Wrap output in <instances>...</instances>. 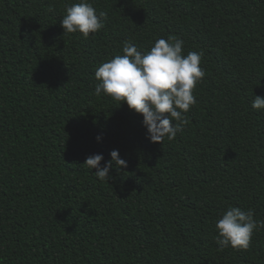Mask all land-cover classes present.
<instances>
[{
  "label": "trees",
  "instance_id": "16d2710c",
  "mask_svg": "<svg viewBox=\"0 0 264 264\" xmlns=\"http://www.w3.org/2000/svg\"><path fill=\"white\" fill-rule=\"evenodd\" d=\"M80 2L0 0V264H264V228L222 251L215 229L229 207L264 220V0H88L104 27L63 34ZM170 35L205 75L153 143L95 71ZM113 150L127 167L99 181L83 164Z\"/></svg>",
  "mask_w": 264,
  "mask_h": 264
},
{
  "label": "clouds",
  "instance_id": "9594fccd",
  "mask_svg": "<svg viewBox=\"0 0 264 264\" xmlns=\"http://www.w3.org/2000/svg\"><path fill=\"white\" fill-rule=\"evenodd\" d=\"M104 16V13L97 15L88 0H81L67 7L60 25L63 34L79 32L87 38L104 27ZM183 45L182 39L170 35L167 40L158 39L150 50L142 53L126 41L123 55L102 63L95 71L96 94L126 102L130 110L141 114L147 138L153 143L171 141L182 131V125L188 122L185 114L196 103L193 90L205 75L200 67L203 53L190 51L184 55ZM251 107L264 110V98L254 96ZM110 156L111 160L103 166L102 154L87 157L83 165L91 171L96 169L94 174L99 181L108 182L113 164L117 170L127 167L118 150H113ZM260 228H264V220H255L252 210L229 207L215 222L219 250L247 249L254 230Z\"/></svg>",
  "mask_w": 264,
  "mask_h": 264
}]
</instances>
